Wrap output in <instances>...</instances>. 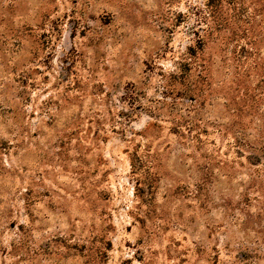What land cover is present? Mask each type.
I'll list each match as a JSON object with an SVG mask.
<instances>
[{
    "label": "rangeland",
    "instance_id": "374dc122",
    "mask_svg": "<svg viewBox=\"0 0 264 264\" xmlns=\"http://www.w3.org/2000/svg\"><path fill=\"white\" fill-rule=\"evenodd\" d=\"M0 264H264V0H0Z\"/></svg>",
    "mask_w": 264,
    "mask_h": 264
},
{
    "label": "trees",
    "instance_id": "16d2710c",
    "mask_svg": "<svg viewBox=\"0 0 264 264\" xmlns=\"http://www.w3.org/2000/svg\"><path fill=\"white\" fill-rule=\"evenodd\" d=\"M241 259H243V258H241Z\"/></svg>",
    "mask_w": 264,
    "mask_h": 264
}]
</instances>
